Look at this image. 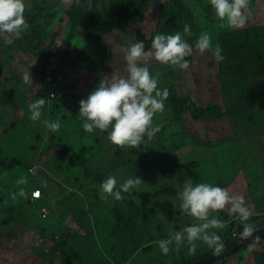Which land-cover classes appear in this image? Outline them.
Segmentation results:
<instances>
[{
    "label": "rangeland",
    "instance_id": "374dc122",
    "mask_svg": "<svg viewBox=\"0 0 264 264\" xmlns=\"http://www.w3.org/2000/svg\"><path fill=\"white\" fill-rule=\"evenodd\" d=\"M98 1L99 9L112 10L117 0ZM24 3L27 13L41 8L40 42H33L28 30L13 36L0 34V217L12 215L11 221L0 219V264H194L213 251L201 244L195 255L188 254L186 247L162 255L155 243L198 222L179 209L177 193L187 178L243 196L252 212L248 223L255 231L264 227V218L257 216L264 213V97L256 99L264 95V33L258 32L264 26V0H250L248 21L239 28L216 17L210 0H147L144 22L135 21L125 30L113 23L101 44L85 39L81 27L69 17L79 0ZM175 11L182 19L169 27V33H183L186 24L191 30V35H184L193 47L189 69L155 59L147 66L160 74L161 88L189 100L184 121L177 122L165 102V110L153 118L159 131L139 146L114 145L107 132H84L79 101L104 76H126L125 48L138 42L139 30L151 47L152 37L168 26L166 17ZM201 31L211 35L214 45L219 43L222 60L211 50L203 54L195 50ZM45 48H50L49 58L65 51L62 58L67 67L62 70L70 79L75 76L72 67L80 70L71 90L65 80L66 96L61 102L43 95L45 68L40 51ZM30 74L33 85L25 87L21 78ZM39 97L45 99L41 121H32L28 105ZM247 99H254L250 112L242 109ZM212 103L221 107V117H192V109ZM57 118L61 128L51 133L42 120ZM72 156L85 163L75 162ZM15 160L20 166L11 171L8 166ZM87 170L95 175L87 176ZM109 175L118 184L134 175L143 182L121 200L104 199L100 184ZM21 177L26 178L25 185L16 184ZM21 187L27 197L12 199L10 193ZM37 188L42 198L32 201L31 193ZM42 208L47 209L43 215ZM211 215L225 222L218 230L225 246L235 232L242 233L243 224L227 208ZM74 233L78 237L67 240ZM38 236L48 249L37 246ZM62 238L68 246L53 242ZM250 241L252 245L212 264H264V234Z\"/></svg>",
    "mask_w": 264,
    "mask_h": 264
},
{
    "label": "clouds",
    "instance_id": "9594fccd",
    "mask_svg": "<svg viewBox=\"0 0 264 264\" xmlns=\"http://www.w3.org/2000/svg\"><path fill=\"white\" fill-rule=\"evenodd\" d=\"M210 3L215 16L226 20L229 27L239 28L247 23L251 11L250 0H210ZM24 12V0H0V34L13 36L26 32L28 25L24 20ZM184 35H191L187 24L184 26L183 33L180 31L174 34L157 32L151 39L150 49L146 50L143 40L130 43L125 48L123 57L126 62L127 75L112 73L104 76L87 98L79 101L78 117L81 118L84 132L95 133L97 130L107 132L109 141L117 146L134 147L150 140L159 131V126L154 125L153 118L157 113L165 110V101L169 91L159 86L160 74L152 73L147 64L155 59L164 64L177 66L181 70L189 69L190 61L186 57L193 54V47ZM195 50L201 54L211 50L217 59H223L219 43L214 45L207 31H201L196 38ZM49 55L50 53L42 57L45 69L41 75L45 78L47 67L50 69L53 67L52 77L59 82V89L56 91L62 93L63 96L50 98L46 93L47 88L43 89V95L49 96V100L61 102L66 96L65 80H68L66 83L69 84L67 89L71 90V83L77 80L76 74L72 73L75 76L71 80L69 74L63 72L62 67H67L63 63L62 57L65 58L63 53H60L57 60L49 58ZM21 80L25 87L33 85L32 74L23 76ZM44 105L45 99L40 97L29 103V119L41 121ZM42 123L51 133H56L61 128L60 118L44 119ZM141 182L143 181L134 175L118 184L117 178L109 175L101 182L99 190L104 199L111 196L115 200H121L125 193L137 188ZM26 183L27 180L24 177L16 181L17 185ZM32 193L31 200L39 201L40 199H32ZM27 195L23 187L10 193L12 199L26 198ZM177 195L180 200L179 209L198 222L186 225L180 231H172L167 238L155 241L162 255H168L170 251L178 252L185 247L188 254L195 255L201 244L206 245L215 255L221 254L225 249V244L218 230L224 228L225 222L211 213L225 208L230 216H235L243 224L241 233L243 237L251 236L255 231L253 224L248 223L252 212L247 207L244 197L230 194L227 188L206 182H194L192 178H187ZM257 216L264 218V213ZM233 235L234 238L237 237L236 239L241 237L237 232ZM40 238L43 240L42 244L37 246L43 250L48 249L44 238L39 237L36 243ZM233 251L222 258L232 254Z\"/></svg>",
    "mask_w": 264,
    "mask_h": 264
},
{
    "label": "trees",
    "instance_id": "16d2710c",
    "mask_svg": "<svg viewBox=\"0 0 264 264\" xmlns=\"http://www.w3.org/2000/svg\"><path fill=\"white\" fill-rule=\"evenodd\" d=\"M146 2L147 0H117L114 6L112 7V10H110L107 6H105L102 9H99L98 0H80L78 6L72 8L69 17L71 18V20L74 21V23L78 24L81 27V35L85 39L91 40L96 44H101L102 42L105 41V36L111 32L113 28V23H115L119 28L125 30L135 21L144 22L146 20L145 13L147 11V8L145 6ZM40 11L41 8H39L36 13L24 12V20L28 25V31L33 36L32 37L33 42L38 41V39L40 42V38H41L40 35L37 33L38 28L40 27V19H39ZM181 19L182 18L179 14V11L169 13L166 17L168 26L165 29H162L160 32L169 33L171 31L170 30L171 28L169 29V27H171L174 23L180 21ZM175 32L176 30H173V33ZM258 32L259 34L264 33V26H261ZM140 40L144 41L146 50L150 49L148 40L145 34L141 30H139L138 32V41ZM49 52H50V48L49 49L45 48L43 51L40 52V56L45 57L46 55H48ZM62 53L66 57L65 51ZM261 58L264 60V54L261 55ZM186 59H188L191 62L192 56L186 57ZM72 68L75 70V74L78 75L77 78L78 81L80 70H76L74 67ZM261 69H262V73L264 74V64L262 65ZM76 85L77 84L75 83H71L72 88H74ZM56 89H59V86L56 87ZM263 97L264 95H262V97H257L256 99L260 100ZM165 102L172 108L174 119L177 122H183L184 115L188 108L189 100L186 98H181L169 92V95ZM253 102L254 99H247L246 101H244L242 105V109L245 110L246 112H250L253 107ZM222 115L223 114L221 107L213 103L209 104L207 107L204 108L195 107L194 109H192V117L195 120L216 119L221 117ZM72 160L81 164L85 163L84 160H81L75 156H72ZM17 166H20V163L15 160V162L11 163L8 166V169L12 171L15 168H17ZM86 174L87 176L95 175L94 173H91L89 170L86 171ZM13 218H17V214ZM0 219L2 221H11L12 215L7 214L5 216L0 217ZM41 233L43 234L44 231L42 230ZM238 235L241 236V233H238ZM65 236L66 235L64 234L62 237ZM77 237L78 234L74 233L68 235L67 240L69 239L70 241H73ZM236 238L237 237L230 238L228 240V243H230ZM65 241L66 240L63 238L61 240H53V242L55 243H62V245L68 246V243ZM252 244L253 243H249L248 245H246V247L238 248V250L232 253H238ZM123 249L125 252V244L123 246ZM256 255L257 252H254L253 257H255ZM201 257L203 256H200V258Z\"/></svg>",
    "mask_w": 264,
    "mask_h": 264
},
{
    "label": "water",
    "instance_id": "95a60500",
    "mask_svg": "<svg viewBox=\"0 0 264 264\" xmlns=\"http://www.w3.org/2000/svg\"><path fill=\"white\" fill-rule=\"evenodd\" d=\"M260 234H264V227L254 231V233L251 236H248V237L241 236L240 238H238V239L234 240L233 242L227 244L225 246L224 251H222L221 254L215 255L214 253H212V254L208 255L207 257H204V258L198 260L194 264H211L212 262H215V261L219 260L220 258H222L224 255H226L230 251H233V250L237 249L238 247H240L241 245L250 242V240H252V237L258 236Z\"/></svg>",
    "mask_w": 264,
    "mask_h": 264
},
{
    "label": "built area",
    "instance_id": "2783aa9c",
    "mask_svg": "<svg viewBox=\"0 0 264 264\" xmlns=\"http://www.w3.org/2000/svg\"><path fill=\"white\" fill-rule=\"evenodd\" d=\"M52 59L57 60L56 57H53ZM52 72L53 71L49 67H47V71L45 73V78H43L44 86L46 88H50V93H49L50 98L61 97V96H63V94L56 91V87L59 86V82L57 80H55L54 77H52V74H51ZM41 198H42V193L40 190H35L32 193V199L38 200ZM42 241L43 240L40 238L37 242V245H40L42 243Z\"/></svg>",
    "mask_w": 264,
    "mask_h": 264
},
{
    "label": "crops",
    "instance_id": "0c3cea01",
    "mask_svg": "<svg viewBox=\"0 0 264 264\" xmlns=\"http://www.w3.org/2000/svg\"><path fill=\"white\" fill-rule=\"evenodd\" d=\"M46 210H47L46 208H42V209L40 210V214L43 215V212H45ZM1 224H2V222H1Z\"/></svg>",
    "mask_w": 264,
    "mask_h": 264
}]
</instances>
